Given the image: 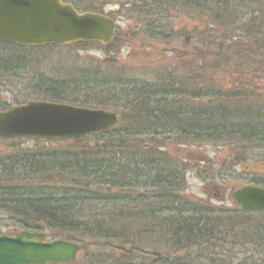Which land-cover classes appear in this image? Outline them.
Here are the masks:
<instances>
[{
	"label": "trees",
	"instance_id": "trees-1",
	"mask_svg": "<svg viewBox=\"0 0 264 264\" xmlns=\"http://www.w3.org/2000/svg\"><path fill=\"white\" fill-rule=\"evenodd\" d=\"M65 1L78 7L75 0ZM117 3L136 5L135 11L149 24L159 21L165 15V9L178 5L208 16L217 29L226 30L229 25L233 29L238 22L247 41L242 38L244 42L234 45L236 50L241 48L240 45L250 47V50L255 49V57L258 54L264 60V0H119ZM237 7L246 15L233 19L230 15ZM214 43L212 39L210 44ZM0 44L16 48L3 42ZM228 49H231L230 45ZM187 64L186 68L192 71ZM7 67L19 66L1 57L0 69ZM234 82L238 84L234 86L236 91L247 93L240 88L241 76ZM43 83L38 82L39 89ZM59 86L58 83L46 84L44 99L62 101L57 94ZM167 86L174 88L170 84ZM158 88L152 90L159 91ZM196 90L195 96L190 97L199 100V104L195 105L192 100V104L188 102L186 106L176 98L173 100L177 103L171 105L168 101H161L155 98V92L133 94L135 97H124L123 94L125 106L132 112L130 117L135 113L134 119L130 118L131 125L119 131L111 128L67 139L78 141L86 135L97 137L93 142L95 148L88 149L87 153L67 156L63 152H41L31 160L10 157L3 160L5 166L3 161L0 162L1 179L6 174V182H13L0 184V211L10 215L4 221L16 222L22 229L48 231L55 238L80 244L81 249H84L85 240H89L92 245H103L109 251L127 256L126 262L116 261L114 264H192L186 260L187 253L184 254L189 249L194 248L196 252L212 247L227 250L229 213L179 195L183 166L173 156L168 157L165 148L212 142L234 147L240 154L257 149L250 143L264 138V113L242 115L239 102L231 114L226 103L227 95L225 101H218V93L205 94L214 98L212 103L203 104L204 94ZM145 91L146 87H143L140 92ZM177 92L181 93L179 87L173 89L172 94ZM166 93L163 90L162 94ZM234 98L237 101V94ZM93 100V103H87V99L82 103L63 102L105 107L99 98ZM144 101L152 103L154 110L150 111L152 106L148 108ZM53 176L59 181L52 183ZM141 179L144 184L140 187L152 189L147 196L131 198L111 193L122 187L132 190L133 183L139 184ZM119 197L124 198L123 204H119ZM106 207L113 212L104 213ZM256 214L261 217L255 218V228L261 232L256 230L254 235L264 237V213ZM156 245L161 252L156 250Z\"/></svg>",
	"mask_w": 264,
	"mask_h": 264
},
{
	"label": "rangeland",
	"instance_id": "rangeland-1",
	"mask_svg": "<svg viewBox=\"0 0 264 264\" xmlns=\"http://www.w3.org/2000/svg\"><path fill=\"white\" fill-rule=\"evenodd\" d=\"M75 1L80 11H99L109 15L117 26L115 40L113 39L107 47L96 42H74L58 47L42 46L21 49L0 44V58L10 59L19 66V69L16 67H14L15 69L2 68L0 74L13 76V80L18 81L19 88L22 86L24 88L21 96L13 95L11 92L6 94L1 92L4 97L2 96L0 100H7L8 103L13 101L23 103L30 99H44L43 91L46 84L58 83L60 86L57 89V94L62 101L82 103L87 99V103H93V99L99 98L104 104V108L117 114L118 121L113 128L119 131L121 128L131 125L130 118L132 117L133 120L135 117V113L130 117L132 112L125 106L123 94L124 97H128V95L135 97L141 93L155 92V98L168 101L170 105L177 103L173 100L175 98L182 103L183 96L180 92L172 94V91L179 87L178 75H181L183 70L185 71L180 67H186L189 60L191 61L190 66L198 67L195 73L196 86L193 90L185 87L183 89L186 92L197 89L196 92L204 94L202 103L206 104L212 103L211 99L214 97H208L205 94L218 93L220 95L218 101H225L226 95V100L229 99L228 88L233 89L234 86H238L234 82L235 79L233 84H230L232 81L229 79L231 69L235 70L239 65L236 75L239 76L242 71L241 65L243 66L244 62L263 59L257 53V57H255V49L250 50V47L245 48L244 45H240L242 49L236 50L235 44H240L239 42L244 39L247 41L241 32L244 30L240 29L241 24L238 22L234 24L235 28L233 29L230 25L226 30L217 29L212 26L213 23L208 16L194 13L186 8L183 9L178 5L175 7L176 9L180 8L177 11L174 10L175 8L169 7L167 10L165 9V15L159 21L149 24L143 15L135 11L136 5H120L117 3L119 0ZM238 9L237 7L232 11L230 16H233V19L239 15H246L245 11L242 12ZM227 16L229 17V14ZM242 38L244 39L242 40ZM212 39L215 41L214 45L210 44ZM218 45L220 49H218ZM229 45L230 50L228 49ZM187 69L190 70V68ZM17 72L18 74H16ZM244 75H250V73H244ZM42 81L45 83L40 84L39 89L38 82ZM62 81L64 82L62 83ZM168 84L174 88H169ZM256 84L258 87L252 90L261 92L260 97L264 98L263 79ZM33 87L36 90H33ZM143 87H146V91L140 92ZM162 87L168 95L162 94ZM157 88L162 93L152 90ZM240 88L250 91L243 89L242 86ZM134 90L136 92H133ZM233 91L234 95L242 93ZM171 98L172 103L170 102ZM185 98L187 100L183 101L184 105L188 102L192 104V99L188 95ZM231 100L232 102L236 101ZM197 101L199 102V100ZM197 101L194 102L195 105L199 104ZM237 101L239 100L237 99ZM144 104L149 105L148 108L152 106V103L146 101ZM153 110L152 106L150 111ZM96 138L86 135L78 141L66 140L62 142L25 138L5 139L0 141V162L10 157L17 160H24V158L31 160L41 152H54L55 154L63 152L67 156L79 152L87 153L88 149L95 148L93 142L96 141ZM165 149L168 157L173 156L183 166L181 183L179 182V195L227 210L230 215H228L229 220L227 221L229 230L226 234L228 233L227 236L231 243L227 244V250L212 247L207 248V251L204 250V252L202 250L196 252V249L192 248L184 252L188 255L186 260L192 264H264V237L254 235L256 230H259L255 228V218H260L261 215L236 209L228 197V191L232 186L243 183L242 175L248 176L250 173L251 179L253 177L261 179L256 177L258 174L255 172L264 170V149L257 148L240 154V151L234 147L212 142H203L200 146L182 148L171 145ZM3 164L6 165L4 161ZM5 176L4 179H1L0 175V184L13 183L8 180L6 182L7 175L5 174ZM53 177L52 183L59 181L57 177ZM139 181V184L133 183V189L139 188V190H128L122 187L120 190L111 191V193L131 198L150 194L152 189L140 187L144 182L142 179ZM118 201L119 204H123L124 198L119 197ZM110 210L109 207H106L103 212H113ZM0 214L5 220L10 216L2 211ZM44 232L49 239L55 238L50 232ZM156 250L162 251L157 245ZM180 256L186 257L185 255ZM126 258L127 256L120 255L116 251L107 250L103 245L95 246L89 240H85L84 249H81L77 258L66 264H114L116 261L124 263Z\"/></svg>",
	"mask_w": 264,
	"mask_h": 264
},
{
	"label": "water",
	"instance_id": "water-1",
	"mask_svg": "<svg viewBox=\"0 0 264 264\" xmlns=\"http://www.w3.org/2000/svg\"><path fill=\"white\" fill-rule=\"evenodd\" d=\"M114 22L97 12H78L62 0H0V41L18 46L108 44ZM113 111L46 100H30L0 111V136L65 141L113 127ZM241 209L264 211V188L246 185L233 193ZM79 244L46 240L43 232L0 235V264H61L73 261Z\"/></svg>",
	"mask_w": 264,
	"mask_h": 264
},
{
	"label": "flooded vegetation",
	"instance_id": "flooded-vegetation-1",
	"mask_svg": "<svg viewBox=\"0 0 264 264\" xmlns=\"http://www.w3.org/2000/svg\"><path fill=\"white\" fill-rule=\"evenodd\" d=\"M11 46H15L17 49H21V48H29V47H24V46H17V45H14V44H9ZM190 61V60H189ZM188 61V62H189ZM187 62V63H188ZM193 63V62H192ZM188 66L193 68L192 71H190L189 69H187L186 67H180V68H183L185 69V71L183 70L182 71V74L181 75H178V78H179V82L180 84L178 85V82H177V85L179 86V88L181 89V95L183 96L181 98L182 100V103L184 100H187L185 98V96H189L190 99H192L194 102L196 101L195 98H191L190 96L193 95V97L195 96V91H192L195 86H196V80H195V73L198 69V67L195 65H192L190 66V63H188ZM239 65L236 66V69L233 70L231 69L230 71V76H229V79H232L231 81V85L233 84V81L238 73V68ZM241 68H242V71H241V80H242V87L243 89H249L250 91H246L247 93H237V99L239 97V101H234L232 102L231 99H235L233 98L234 94L232 93L233 90H236V88H234L233 86V89L231 88H228V91H230V97L228 102L226 100V103H227V106L228 108L230 109V113L232 114L234 110H236V104L238 102H240V104L238 105L242 111V115H248L249 113H261L263 112L264 113V98L260 97L261 96V92H256L252 89L254 88H257L258 85L256 84L259 80L263 79L264 81V60H257V61H248V62H244V65L242 66L241 65ZM19 69V67H18ZM244 73H250V75H244ZM18 74V72L16 73ZM18 77V75H17ZM14 77L13 76H4L2 74H0V94L1 92H4V94L6 93H9L11 92L13 95H23V92H24V88L20 87L19 88V83L18 81H15L13 80ZM18 79V78H17ZM183 87L187 88V89H190L192 88V90H190L191 92H186ZM22 88V89H21ZM33 90H36L34 87H33ZM234 92V91H233ZM4 94H1L0 95V98L3 96L4 97ZM30 100H35V99H30ZM28 101V100H26ZM25 101V102H26ZM24 103V102H23ZM23 103H19L17 101H13L12 103H8V101H3V100H0V111H3V110H6L9 106H12V105H19V104H23ZM236 103V104H234ZM185 103H183L184 105ZM5 139H8V138H5V137H0V141H3ZM14 139H24L22 137H14ZM252 146H255L257 148H262L264 149V138H260L259 140H256L254 141V143H250ZM248 157V156H247ZM246 157V159H248ZM254 158V156H252ZM256 174H258V176L256 175V177H259L261 179H256L255 177H253L251 179V177L247 175H242L241 176V180L243 181V183L237 185V186H232L229 191H228V197L229 199L231 200V202L233 203V205H235L236 209H239L243 212H252V213H260V212H256V211H247V210H242L238 203L235 201L234 197H233V193L242 188L243 186H246V185H255V186H260V187H263L264 188V170L262 171H256L255 172ZM5 219L0 216V235L1 234H9V235H15L17 234L18 232H21L23 230H32V231H35L34 229H22V228H18V225H16V222H6L4 221ZM18 222V221H17Z\"/></svg>",
	"mask_w": 264,
	"mask_h": 264
},
{
	"label": "bare ground",
	"instance_id": "bare-ground-1",
	"mask_svg": "<svg viewBox=\"0 0 264 264\" xmlns=\"http://www.w3.org/2000/svg\"><path fill=\"white\" fill-rule=\"evenodd\" d=\"M148 93V92H147ZM184 106H186V105H184ZM167 108V110H169V107H166ZM166 108H164L163 110H165Z\"/></svg>",
	"mask_w": 264,
	"mask_h": 264
}]
</instances>
